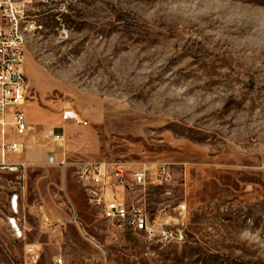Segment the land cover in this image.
Returning <instances> with one entry per match:
<instances>
[{
    "label": "rangeland",
    "instance_id": "obj_1",
    "mask_svg": "<svg viewBox=\"0 0 264 264\" xmlns=\"http://www.w3.org/2000/svg\"><path fill=\"white\" fill-rule=\"evenodd\" d=\"M12 1L34 28L26 101L82 120L58 154L167 160L176 181L170 195L147 190L166 236H112L73 167L46 163L45 152L43 164L0 168V264H24L26 243L37 264H91L100 252L85 236L108 264H264V0ZM4 122L2 137L18 138ZM12 191L20 238L5 223Z\"/></svg>",
    "mask_w": 264,
    "mask_h": 264
},
{
    "label": "built area",
    "instance_id": "obj_2",
    "mask_svg": "<svg viewBox=\"0 0 264 264\" xmlns=\"http://www.w3.org/2000/svg\"><path fill=\"white\" fill-rule=\"evenodd\" d=\"M26 24V15L12 0H0V133H4V118L9 115L11 125L17 134H24L28 129L23 105L27 100L28 85L24 73V49L27 32L32 28ZM63 31V30H62ZM62 120L82 122L78 112L71 108H64L61 112ZM46 138L62 142L63 135L56 134L53 129L46 131ZM17 143L0 139V167L7 165L6 155L9 152L20 151ZM49 164L58 166L62 171L66 167H73L79 181L88 187L91 201L100 206L99 215L103 227L112 236L125 233H141L151 238L160 233L166 236L164 222L151 218L147 209V190L151 186L166 187V195L171 194L169 187L175 183L172 163L167 160L153 162H138L132 167L131 163L94 160H59L49 156ZM10 207L17 213V195L13 194ZM14 199V200H13ZM179 215H183L185 204L176 206ZM182 219V218H181ZM77 228L79 222L74 218ZM7 222L15 237H23L20 222L14 216H8ZM161 227V229H159ZM86 240L99 250V258L91 264H108L103 246L93 237L85 236ZM24 264H37L39 248L33 243L23 245ZM55 264H62L61 257L55 259Z\"/></svg>",
    "mask_w": 264,
    "mask_h": 264
},
{
    "label": "crops",
    "instance_id": "obj_3",
    "mask_svg": "<svg viewBox=\"0 0 264 264\" xmlns=\"http://www.w3.org/2000/svg\"><path fill=\"white\" fill-rule=\"evenodd\" d=\"M39 98L42 99V96H40V94ZM58 108V106H52V108L42 109L38 101H26L24 103L23 110L25 113V119L28 125V129L25 131L24 134L20 135L16 139H7L9 142L17 143L21 149L17 152H9L6 155V161L8 164L0 168H7L11 171L16 170L20 166L43 164V162H40V160L38 159L41 158V156L45 152L48 154V159L50 155H53V158L56 160H59L64 157L63 152L60 155L58 154V142L46 138V131L49 129H53L56 134H62L64 139L69 134L70 129L72 128L74 121L62 120L61 118V112L65 107L61 110V112L60 110L58 111ZM1 138L2 134L0 135V139ZM14 153H16L17 160L10 161L8 157L10 154ZM48 159L46 163H48ZM13 194L17 195V213H13L12 208L10 207L12 202L11 196ZM18 199L19 193L12 191L7 199L8 214L6 215V218L8 216H14L18 220L20 219L18 216ZM5 223L8 227V230H10L8 222L6 221Z\"/></svg>",
    "mask_w": 264,
    "mask_h": 264
},
{
    "label": "bare ground",
    "instance_id": "obj_4",
    "mask_svg": "<svg viewBox=\"0 0 264 264\" xmlns=\"http://www.w3.org/2000/svg\"><path fill=\"white\" fill-rule=\"evenodd\" d=\"M27 17V16H26ZM31 23V22H30ZM26 24H29V22H28V20H27V18H26Z\"/></svg>",
    "mask_w": 264,
    "mask_h": 264
}]
</instances>
